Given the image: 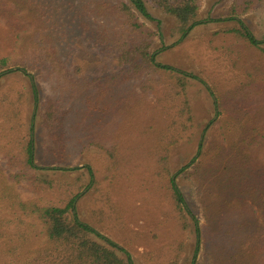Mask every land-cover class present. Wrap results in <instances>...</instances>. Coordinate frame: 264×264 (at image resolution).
<instances>
[{
    "label": "trees",
    "instance_id": "1",
    "mask_svg": "<svg viewBox=\"0 0 264 264\" xmlns=\"http://www.w3.org/2000/svg\"><path fill=\"white\" fill-rule=\"evenodd\" d=\"M2 1L5 6L0 8L1 16L31 18L32 25L29 30L16 33L10 50L0 56V77L16 72L27 81L25 91L19 92L16 102L0 101L3 122L0 127L4 135L2 139L0 134V140L6 141L0 149L15 170L9 177L0 170V264L133 262L123 248L79 219L76 202L82 189H78L76 182L68 188L61 184V178L71 176L75 170L35 164L38 78L46 82L61 81L66 92L63 99L46 100L42 124L51 143L49 155L62 158L63 146L77 142L79 152L95 147L117 165L132 162L131 165L144 168L143 173H138L139 180L156 200L154 207L145 209L144 213L153 222L172 220L180 231L191 232L195 242L189 264H258L257 257L264 255V174H251L246 168L248 162L264 168V91L260 93L253 79L256 69H245L239 60L232 61L230 67L247 80L245 83L241 79L239 89L225 99L232 101V113L221 119L222 113L215 111L217 118L211 121H220V127L207 144L204 142L213 126L207 125L203 130L191 172L187 173L186 166L173 173L170 166L169 151L178 140L175 134L185 133L194 125L187 98L192 75L157 60V52L152 47L163 21L150 8L173 20L170 38L182 39L194 28L200 0H100L98 9L112 17L116 26L81 24L79 29H71L72 32H57L61 45L69 44L64 49L66 57L47 38L50 32L46 30L39 5L31 7L29 2L25 8L27 3L21 0ZM262 5L264 0H232L225 10V20L232 24L214 31L213 38H229L264 56V37L256 38L241 19ZM71 15L75 19L82 16L76 11ZM80 37H84L86 47L91 49L89 60L77 58L80 54L75 44ZM210 42L208 50L216 51L217 47ZM221 49L230 52L228 46ZM226 67L236 74L229 62ZM194 78L207 88L212 104L218 107L220 98L211 93L205 81ZM126 92L129 95L125 96ZM27 96L33 100L35 113L25 124L21 101ZM64 101H74L80 108L72 114ZM148 103L150 111L144 115L142 112ZM112 105L115 114L122 115L120 120L136 118L133 126L140 133L141 157L130 158V140L134 138L126 133L122 123H116L118 136L111 133L112 128L108 129L111 123L108 111ZM70 129L75 132L67 135ZM180 175L201 181L206 177L214 181V177L217 181L212 188H204L203 193L209 200L206 206L202 204L201 223L177 183ZM9 178L15 184L25 182L42 191H57L61 205L43 203L40 198H20L14 191L15 184L7 182ZM7 208L12 210L14 219L1 217V211ZM219 232L223 236L216 239L221 237ZM226 241L228 245L233 243L227 247ZM260 264H264V258Z\"/></svg>",
    "mask_w": 264,
    "mask_h": 264
},
{
    "label": "rangeland",
    "instance_id": "2",
    "mask_svg": "<svg viewBox=\"0 0 264 264\" xmlns=\"http://www.w3.org/2000/svg\"><path fill=\"white\" fill-rule=\"evenodd\" d=\"M21 1L27 3L25 8L29 7V2L31 7L39 5L38 8L41 14L44 13L46 30L50 32L47 38L52 40L54 44L52 47L63 56L66 53L64 49H68L69 44L62 46L57 37V32L61 30L72 32V30L79 29L81 24H93L96 27H100L98 25L102 23H107L111 27H115L117 24L103 9H98L99 4H101L100 0ZM231 2L232 0H200L194 28L190 34L182 39H176L175 36L170 38L169 33L172 26H174L173 20L150 8V11L163 21V26L161 30H158L159 35L155 38L152 47V51L157 52V60L178 70L186 71L193 77L190 79L187 98L194 114V125L185 133L175 134L176 139H178L177 143L169 151L170 166L173 173L186 166L188 167L187 173L193 170L192 163L196 158L197 145L202 139L203 130L207 125L213 126L207 134V140L204 142V144H207L209 138L211 139L215 134V130L220 127V121L217 123L212 122L215 120L214 117L217 118L215 111L222 113L220 115L221 119L228 118L224 116H229L232 113V101L225 99L232 96L239 89L241 79L245 83L247 81L239 72L234 71L230 67L232 61L239 60V65H243L245 69L247 67L256 69L257 72L253 79L259 86L260 93L264 91V56L229 38L223 36L213 38L212 36L213 32L222 26L232 24L225 20V10ZM11 3L9 1V4L13 6ZM3 6H5L4 1L0 3V8ZM72 11H76L82 16L75 19L71 15ZM241 19L256 38L261 39L264 37V5L255 11L249 12ZM31 25V18L25 20L21 16L3 17L0 14V56L5 55L10 50L11 43L15 40V34L21 30H29ZM152 26L150 27L152 28ZM153 29L157 30L155 26H153ZM78 31L77 33H79ZM84 41V37H80L75 44L80 54L77 58L89 60L91 49L86 47L87 44ZM209 41L213 42V45L217 47L216 51L208 50ZM224 46L229 47V53L221 49ZM227 62H229V67L236 74L228 70L226 67ZM106 67L110 66L107 64ZM99 69H102V67L99 66ZM194 77L205 81L211 93L220 98L218 107H214L212 104V96L207 91V88L205 89L200 80ZM234 77L235 81L232 82L231 79ZM37 81L38 102L34 120L36 127L35 164L39 167L52 166L75 170L71 176L62 177L61 184L68 188L69 185L76 182V185L79 186L78 189H82L83 193L76 202V211L79 219L95 229L100 235L123 248L128 253L127 255L132 258V264H172L173 262H176V264H189L192 245L195 242L191 232L180 231L172 220L170 222H163V220L158 223L156 221L153 222L144 213L145 209L154 207L156 201L149 195V190L144 182L139 180L141 174L138 173L144 171V168L131 165L132 162L129 165L126 163L117 165L104 151L95 147L79 152L76 146L77 142L73 144L66 143V146H63L62 153L65 156H62V158L49 155L51 143L42 124L46 100L59 97L63 99L66 96V92L61 86L63 84L61 81L54 79L46 82L41 78H38ZM26 85L27 81L19 73L2 75L0 77V101L16 102L19 98V92L25 91ZM124 95L127 96L129 94L126 92ZM115 96L117 97V94ZM21 102L24 108L23 123L27 124L35 113V110H32L33 100L31 96H27V98H22ZM63 104L71 108L70 112L72 114L76 112V109L80 108L79 104H75L74 101H64ZM150 107L151 104L148 103L146 105L147 109L142 113L144 115L148 114ZM108 114L111 121L108 129L112 128L110 131L113 135H120L118 132L119 128H116V123L120 122L127 129L126 133L134 138V140H130V148L132 149L129 152L130 158L141 157L143 146L140 144V133L138 134V129L133 126L136 123V118L131 116L125 121L120 120L119 118L122 115L115 114L113 105L109 109ZM2 123L0 120V125ZM128 123L129 125H127ZM99 129L103 128L100 127ZM74 132L73 129H70L67 131V135H72ZM173 132L175 133L176 131L173 130ZM0 134L3 139V128L1 127ZM5 144L6 141L0 140V145ZM1 153L2 150L0 149V170L9 177L15 170L10 167L9 159ZM246 168L251 174L258 172L261 175L264 174V168L258 164L248 162ZM79 169H82V171H78ZM87 169L91 173L88 174ZM185 175L186 177L190 176L188 174ZM178 178L180 180L177 179V183L184 197L193 208V212L200 217L199 221L201 223L202 204L205 205L209 200L203 193L204 188H212L214 183L217 184V181L214 177V181L210 180L212 177H206L204 181L196 178L186 179L183 175ZM7 182L15 184L11 178ZM13 186L14 191L24 200L40 198L43 203L61 205L60 195L57 191H42L38 187H32L25 182ZM3 216L10 220L14 219L12 210L8 208L1 211V217ZM13 227L12 225L11 228L13 229ZM218 234H221V237L215 238H222L223 233L219 232ZM227 243L228 241L225 242L228 247L233 242H230L229 245ZM119 254L121 256L125 255L124 252H119ZM263 258L264 255L262 254L257 257V260H259L258 264L262 262Z\"/></svg>",
    "mask_w": 264,
    "mask_h": 264
}]
</instances>
